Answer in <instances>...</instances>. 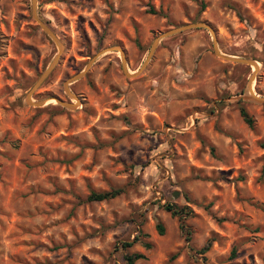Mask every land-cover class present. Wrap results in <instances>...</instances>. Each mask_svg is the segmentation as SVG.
<instances>
[{"label":"rangeland","instance_id":"obj_1","mask_svg":"<svg viewBox=\"0 0 264 264\" xmlns=\"http://www.w3.org/2000/svg\"><path fill=\"white\" fill-rule=\"evenodd\" d=\"M204 5V7H202ZM152 9V10H151ZM152 11V12H151ZM0 0V264H264V0ZM205 21L211 33L185 30ZM253 119L249 127L240 115ZM123 188L87 202L90 189ZM176 194V195H175ZM178 206L179 214L163 207ZM161 222L164 234L156 225ZM141 230L151 243L123 247ZM207 247V249H205ZM235 249V256L231 251ZM205 249V250H204Z\"/></svg>","mask_w":264,"mask_h":264},{"label":"water","instance_id":"obj_2","mask_svg":"<svg viewBox=\"0 0 264 264\" xmlns=\"http://www.w3.org/2000/svg\"><path fill=\"white\" fill-rule=\"evenodd\" d=\"M31 5H32V17L33 19L36 21V23L39 25V27L49 36L51 37V39L55 42L56 46H57V54L53 57L52 61L50 62V64L47 66V68L41 73V75L37 78V80L35 81V83L33 84V86L31 87V89L29 90V92L27 93L26 98L29 99L32 95V93L42 84V82L48 77V75L52 72V70L54 69V67L56 66L58 60H59V56L60 53L62 51V44L60 43V41L57 39V37L55 36V34L53 33V31L48 27V25H46V23H44L37 15L36 12V0H31ZM193 28H204L207 29L211 35H212V43H213V52L216 56L226 60V61H230V62H237V63H245L248 65H252L255 67H257V65L255 64L256 62L253 61L252 59H247V58H241V57H237V56H232V55H228L225 54L223 52H221L218 48V44H217V39L215 36V32L214 29L211 27L210 24H208L205 21H198V22H193V23H185L183 25L177 26V27H173L170 29H167L166 31L160 33L158 36H156L151 44V48L149 50V53L145 59V61L142 63V65L133 73H127L125 65H126V58H125V52L124 50L119 47V46H110V47H106L101 49L100 51H98L93 57H91L89 59V61L87 62L85 68L74 74L73 76L69 77L65 83H64V89L65 92L67 93V95L75 100V103H71V102H65V101H61L60 99H57V102L67 108H74L75 106L78 105L79 100L77 99V97L71 93L67 87L68 84H71L72 82L82 78L86 72L88 71V69L91 67L92 63L94 62V60L100 55L103 54L107 51H118L120 53L121 56V61H122V68L125 72V74L127 76H131V77H135L137 75H139L147 66L148 62L150 61L156 47L158 46L159 42L161 39L166 38L168 36L177 34V33H181L185 30H189V29H193ZM254 78V73H252L249 77V83L247 86V91H248V99L254 100L256 102H263L264 101V96L259 97L257 95H255L253 93L252 90V81ZM32 105L35 106H40L44 103L43 100L41 101H34V102H30ZM176 195V194H175Z\"/></svg>","mask_w":264,"mask_h":264},{"label":"trees","instance_id":"obj_3","mask_svg":"<svg viewBox=\"0 0 264 264\" xmlns=\"http://www.w3.org/2000/svg\"><path fill=\"white\" fill-rule=\"evenodd\" d=\"M202 7H204V5H202ZM240 115L243 118L244 122L249 127H253V124H254L253 123V119H252V117L249 115L248 111L244 107L240 108ZM262 176H264V166H263V169H262ZM123 191H124L123 188H112L110 190H100V191L99 190H95V189H90V191H89L88 195L86 196L85 200L87 202L109 200V199L117 197ZM163 207H164V209L166 211H169V212H171L174 215L179 214L178 206H176L174 204L166 203L165 205H163ZM156 228H157V232H158L159 235H163L164 234V227H163L161 222H159L156 225ZM146 238H147V235L144 234L141 230H139L138 233L134 236L132 241H125V242L122 243V246L123 247H130L134 243L140 242L144 247L149 248L151 246V243L149 241H147ZM205 249H207V247ZM235 253H236L235 249L233 248L232 251H231L232 256H235ZM144 258H145L144 254H142L140 252H134L132 254L126 255L125 256V261L127 262V264H133L135 261L140 260V259H144Z\"/></svg>","mask_w":264,"mask_h":264},{"label":"bare ground","instance_id":"obj_4","mask_svg":"<svg viewBox=\"0 0 264 264\" xmlns=\"http://www.w3.org/2000/svg\"><path fill=\"white\" fill-rule=\"evenodd\" d=\"M255 64L257 65V63H255ZM256 69H257V67H256ZM256 69H255V70H256ZM127 73H128V72H127ZM128 74H129V73H128ZM26 101H27V102H31V101H30V98H29V99H26Z\"/></svg>","mask_w":264,"mask_h":264}]
</instances>
